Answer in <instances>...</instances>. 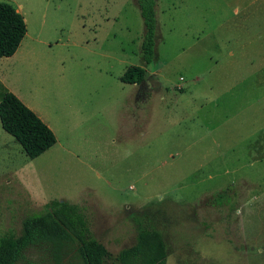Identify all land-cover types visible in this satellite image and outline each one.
<instances>
[{
	"label": "rangeland",
	"instance_id": "obj_1",
	"mask_svg": "<svg viewBox=\"0 0 264 264\" xmlns=\"http://www.w3.org/2000/svg\"><path fill=\"white\" fill-rule=\"evenodd\" d=\"M136 1L0 0L26 26L0 84L55 137L28 160L0 127V235L63 200L112 258L147 228L165 264H264V0H154L149 65Z\"/></svg>",
	"mask_w": 264,
	"mask_h": 264
},
{
	"label": "trees",
	"instance_id": "obj_2",
	"mask_svg": "<svg viewBox=\"0 0 264 264\" xmlns=\"http://www.w3.org/2000/svg\"><path fill=\"white\" fill-rule=\"evenodd\" d=\"M136 5L143 25L140 58L149 65L153 58L156 19L154 0H137ZM26 33L22 16L16 8L0 2V59L11 57ZM145 70L127 67L119 81L139 85ZM0 127L11 136L28 160L35 159L55 143L51 130L18 98L0 84ZM216 198L221 200L222 194ZM35 245H45L53 264H63L67 249L75 246L80 264H165L166 252L161 235L153 229H141L134 244L119 250L112 258L102 244L96 241L87 226L81 209L63 200H51L41 212L26 216L20 224V233L7 230L0 235V264H16L23 252Z\"/></svg>",
	"mask_w": 264,
	"mask_h": 264
},
{
	"label": "crops",
	"instance_id": "obj_3",
	"mask_svg": "<svg viewBox=\"0 0 264 264\" xmlns=\"http://www.w3.org/2000/svg\"><path fill=\"white\" fill-rule=\"evenodd\" d=\"M19 46H20V45H19ZM18 50H19V47L16 49V51L14 52V54H13L12 56H15L16 53L19 52ZM12 56H11V57H12ZM11 57H9V58H11ZM0 60H1V59H0ZM2 69H3V66L1 65V61H0V73L3 71ZM3 87L5 88V86H3Z\"/></svg>",
	"mask_w": 264,
	"mask_h": 264
}]
</instances>
